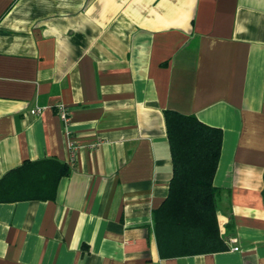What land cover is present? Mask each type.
<instances>
[{
    "label": "crops",
    "instance_id": "1",
    "mask_svg": "<svg viewBox=\"0 0 264 264\" xmlns=\"http://www.w3.org/2000/svg\"><path fill=\"white\" fill-rule=\"evenodd\" d=\"M163 109L221 129L219 250L157 253ZM40 157L69 170L0 202V264H264V0H0V175Z\"/></svg>",
    "mask_w": 264,
    "mask_h": 264
},
{
    "label": "trees",
    "instance_id": "2",
    "mask_svg": "<svg viewBox=\"0 0 264 264\" xmlns=\"http://www.w3.org/2000/svg\"><path fill=\"white\" fill-rule=\"evenodd\" d=\"M171 162L165 196L151 211L152 232L161 257L219 250L224 243L215 218L217 188L212 176L221 129L192 113L163 109ZM66 162L53 157L23 159L0 175V202L51 199Z\"/></svg>",
    "mask_w": 264,
    "mask_h": 264
},
{
    "label": "built area",
    "instance_id": "3",
    "mask_svg": "<svg viewBox=\"0 0 264 264\" xmlns=\"http://www.w3.org/2000/svg\"><path fill=\"white\" fill-rule=\"evenodd\" d=\"M54 108V112L57 115V117L59 118V120L62 122L63 124V128H64V133L68 134V129L66 127V123L68 121V111L67 108L65 106V104L63 102H56L53 106ZM41 109V106H33L31 108H29V112L32 114L38 113ZM68 142V152H69V159L73 158V149H74V143L69 140ZM233 249H236V247L234 246Z\"/></svg>",
    "mask_w": 264,
    "mask_h": 264
}]
</instances>
